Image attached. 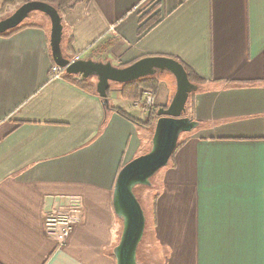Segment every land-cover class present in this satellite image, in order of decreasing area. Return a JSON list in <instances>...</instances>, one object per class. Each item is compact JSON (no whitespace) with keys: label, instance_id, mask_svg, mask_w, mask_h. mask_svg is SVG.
I'll return each mask as SVG.
<instances>
[{"label":"crops","instance_id":"1","mask_svg":"<svg viewBox=\"0 0 264 264\" xmlns=\"http://www.w3.org/2000/svg\"><path fill=\"white\" fill-rule=\"evenodd\" d=\"M26 25L0 37V264H117L115 183L153 134L113 109L146 123L176 80L158 75L150 114L122 85L106 108L96 79V93L52 79L50 19ZM63 25L75 59L171 58L204 82L187 113L200 125L181 136L151 208L162 264H264V0H86ZM73 204L82 222L59 248L44 220Z\"/></svg>","mask_w":264,"mask_h":264},{"label":"water","instance_id":"2","mask_svg":"<svg viewBox=\"0 0 264 264\" xmlns=\"http://www.w3.org/2000/svg\"><path fill=\"white\" fill-rule=\"evenodd\" d=\"M34 12H40L50 19V49L54 64L66 69L68 75L96 79L97 94L106 105L109 104L111 84L125 85L164 73H170L176 80L177 90L171 104L157 113L158 120L149 152L126 164L119 172L114 187L113 206L123 230L113 255L117 264H140L137 255L145 238L147 219L135 190L138 186L151 187L152 179L168 167L181 136L199 127L198 122L187 116L190 97L199 88L190 82L184 66L171 58H144L125 68L114 67L111 63L66 59L62 47V18L53 6L43 2H28L1 20L0 36L20 27Z\"/></svg>","mask_w":264,"mask_h":264},{"label":"trees","instance_id":"3","mask_svg":"<svg viewBox=\"0 0 264 264\" xmlns=\"http://www.w3.org/2000/svg\"><path fill=\"white\" fill-rule=\"evenodd\" d=\"M43 2L46 4H49L51 6H53L60 14V17L62 18L63 21V14L65 12V10H71L73 8H75L77 5L83 3L86 0H0V16L4 15L6 13V11L10 8V7H15V8H19L20 6L28 3V2ZM28 26L26 24H22L20 27H18L15 30L10 31L9 33L2 35L0 37H10L13 36L14 34L22 31L23 29L27 28ZM64 51V49H63ZM71 49L68 48V50L65 52L64 51V57L68 60H73L75 59L74 55L70 54ZM142 60V59H141ZM179 62V61H178ZM181 63V62H180ZM182 64V63H181ZM184 66V68L186 69L187 73H188V77L189 80L192 84L200 86L202 85L204 82L203 80H201L200 78H198L197 76H195L193 74V72L187 68L184 64H182ZM63 77L65 79H74L73 81L76 82V84L78 86H80L82 89L88 91V92H94L95 91V84H93L91 82V79H84L82 77L79 76H71L68 75L67 73L63 75ZM160 85V77L154 76V77H148L145 79H141L139 81L136 82H132L129 84H125L122 85V96L124 98L130 99V100H138L141 96V93L145 90H150L153 92H156L159 88ZM107 108V105H106ZM114 111H116L119 115H121L123 118L127 119L128 121H131L139 126H143V127H153L151 126V124H153V121L156 125V122L158 120L157 118V111L153 112L150 115L149 120L146 123L137 121L136 119H134L133 117H131L130 115L124 113L123 111L119 110V109H113ZM154 128V127H153ZM184 144V142H180L178 144V147L176 149V151ZM176 151L174 153V155L171 158V161L173 160ZM156 198V196H155ZM155 200V199H154ZM152 213L154 214V207L152 210ZM152 214V215H153ZM113 258L116 260V258L114 257V255L112 254Z\"/></svg>","mask_w":264,"mask_h":264},{"label":"built area","instance_id":"4","mask_svg":"<svg viewBox=\"0 0 264 264\" xmlns=\"http://www.w3.org/2000/svg\"><path fill=\"white\" fill-rule=\"evenodd\" d=\"M64 74H66V69L56 64L53 65L51 69L52 79L62 78ZM134 106L150 114L155 108V92L143 91L140 98L134 102ZM82 218L83 209L79 204H73L51 212L46 215L44 220L46 236L55 240L59 248H63L68 244L75 228L81 224Z\"/></svg>","mask_w":264,"mask_h":264},{"label":"rangeland","instance_id":"5","mask_svg":"<svg viewBox=\"0 0 264 264\" xmlns=\"http://www.w3.org/2000/svg\"><path fill=\"white\" fill-rule=\"evenodd\" d=\"M17 9L18 8L10 7L4 15L0 16V21L11 16ZM44 16L45 15L40 13V12H34L29 16V18L24 22V24H30L32 22H39V19L43 18ZM165 74L172 76L170 73H165ZM115 86H116V84H111L110 92H111V90H113L115 88ZM196 94H197V92L194 93L192 95L193 97L191 96L192 98L190 97V99L193 100V98ZM135 101L136 100H134V102ZM156 115H157V113H156ZM151 126H153L154 128L153 127L148 128V130H150L149 132H151L149 134V137L150 136L152 137L151 134H153V136H154V129H155L154 121H153V124H151ZM181 140L182 139L180 138L179 143L181 142ZM149 150H150V148L148 149V151L146 150L147 152L145 151L142 155L148 153ZM169 164H171V161ZM161 171L152 179V186L151 187L138 186L135 190L136 197L139 200V202H140V204H141V206L145 212L146 219H147L145 238L139 246L138 255H137L138 261H140L143 264H162V260H161L162 255H161L160 251L158 250V248L156 247L154 239L150 236L149 233H147L148 221H149V223H151V221H150L151 208H152L153 203H154V197L156 195V191H158L159 185H160L159 182H160L161 174H162ZM122 230H123V225H122Z\"/></svg>","mask_w":264,"mask_h":264},{"label":"flooded vegetation","instance_id":"6","mask_svg":"<svg viewBox=\"0 0 264 264\" xmlns=\"http://www.w3.org/2000/svg\"><path fill=\"white\" fill-rule=\"evenodd\" d=\"M139 262H140V261H139ZM140 264H143V263L140 262Z\"/></svg>","mask_w":264,"mask_h":264}]
</instances>
